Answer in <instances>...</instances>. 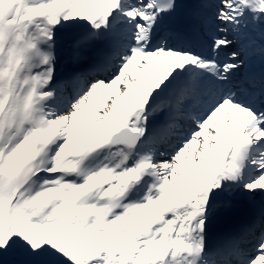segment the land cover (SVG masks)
Returning a JSON list of instances; mask_svg holds the SVG:
<instances>
[{"label":"snow or ice","instance_id":"6c2138e0","mask_svg":"<svg viewBox=\"0 0 264 264\" xmlns=\"http://www.w3.org/2000/svg\"><path fill=\"white\" fill-rule=\"evenodd\" d=\"M0 264H264V0H0Z\"/></svg>","mask_w":264,"mask_h":264}]
</instances>
